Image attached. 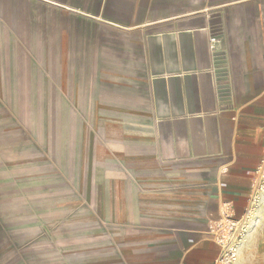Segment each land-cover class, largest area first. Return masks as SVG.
Masks as SVG:
<instances>
[{
  "label": "crops",
  "instance_id": "0c3cea01",
  "mask_svg": "<svg viewBox=\"0 0 264 264\" xmlns=\"http://www.w3.org/2000/svg\"><path fill=\"white\" fill-rule=\"evenodd\" d=\"M35 1L93 90L86 160L109 240L125 244L110 261L209 264L223 203L251 206L264 159V0ZM15 192L0 184V264H32L5 244Z\"/></svg>",
  "mask_w": 264,
  "mask_h": 264
},
{
  "label": "rangeland",
  "instance_id": "374dc122",
  "mask_svg": "<svg viewBox=\"0 0 264 264\" xmlns=\"http://www.w3.org/2000/svg\"><path fill=\"white\" fill-rule=\"evenodd\" d=\"M70 51L62 58L60 34L45 31L44 1L0 0V184L15 186L6 212L21 218L5 244L30 251L32 264H120L109 254L125 244L109 240L110 210L86 160L98 151L93 90ZM9 164L14 172L1 170ZM242 240L237 264H264V190Z\"/></svg>",
  "mask_w": 264,
  "mask_h": 264
},
{
  "label": "built area",
  "instance_id": "2783aa9c",
  "mask_svg": "<svg viewBox=\"0 0 264 264\" xmlns=\"http://www.w3.org/2000/svg\"><path fill=\"white\" fill-rule=\"evenodd\" d=\"M215 40V36L208 38L210 49L214 48ZM255 177L256 186L250 195L251 206L240 216H232L227 208V203H223L221 217L214 233L219 244V251L209 264H237L238 251L242 238L248 229L252 206L256 202L259 193L264 190V159L256 166Z\"/></svg>",
  "mask_w": 264,
  "mask_h": 264
},
{
  "label": "bare ground",
  "instance_id": "6f19581e",
  "mask_svg": "<svg viewBox=\"0 0 264 264\" xmlns=\"http://www.w3.org/2000/svg\"><path fill=\"white\" fill-rule=\"evenodd\" d=\"M243 241V240H242ZM242 244V243H241ZM241 246V245H240ZM239 250H240V248H239ZM238 253H239V251H238ZM238 260V259H237Z\"/></svg>",
  "mask_w": 264,
  "mask_h": 264
}]
</instances>
